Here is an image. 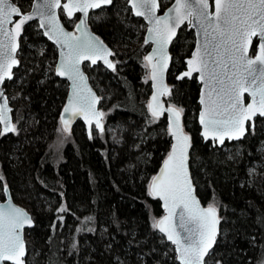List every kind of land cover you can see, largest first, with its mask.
<instances>
[{
  "label": "trees",
  "instance_id": "obj_1",
  "mask_svg": "<svg viewBox=\"0 0 264 264\" xmlns=\"http://www.w3.org/2000/svg\"><path fill=\"white\" fill-rule=\"evenodd\" d=\"M14 1L24 11L32 4ZM160 1L164 10L173 0ZM60 15L70 29L80 17L68 18L63 9ZM89 22L113 50L114 67L85 64L101 96L102 131L95 125L89 131L76 118L71 139L56 148L69 83L56 73L57 47L37 21L25 27L20 66L5 83L17 131L0 136V175L35 222L26 230V264H181L175 245L153 228V218L165 209L149 194V183L173 136L168 116L153 117L148 108L153 87L144 59L151 48L145 43L147 24L127 0L92 12ZM195 42L185 24L171 45V91L164 100L183 109L194 188L203 204L218 209V234L206 264H264V176L251 172L264 173V117H256L242 140L221 146L205 141L198 118L201 83L197 75L178 79ZM63 202L67 210L60 213Z\"/></svg>",
  "mask_w": 264,
  "mask_h": 264
},
{
  "label": "snow or ice",
  "instance_id": "obj_2",
  "mask_svg": "<svg viewBox=\"0 0 264 264\" xmlns=\"http://www.w3.org/2000/svg\"><path fill=\"white\" fill-rule=\"evenodd\" d=\"M112 2L113 0H68L62 5L61 0H39L31 14L23 15L20 8L10 0H0V85H3L5 78H12L11 68L19 63L14 54L19 48L18 38L23 26L34 17H39V26H47L48 29L44 34L49 39L55 37L62 48L66 46L68 49L67 52L61 50L62 59L56 68L58 75H67L73 80V96L64 108L69 118L61 117L64 130L68 131L72 117L83 114L88 119L91 113L95 118L96 128L102 131L100 117L104 113L94 109L100 98L95 97L86 85L81 88L77 83L78 80L85 79L79 64L81 58L89 59L95 64L94 56L103 58L101 54H113L104 48L98 38L73 37L71 33L64 32L56 22L55 12L51 10L62 7L69 17L74 11H80L86 17L89 8H100ZM127 2L131 4L135 15L154 20V26L148 29L152 34L150 38L158 45L153 50V55L159 56L157 64L153 65V81L158 79L157 68L166 60L165 48L181 23L188 20L189 24L198 27V36L202 33L203 43L198 42L195 53L187 61L188 71L178 79L191 78L195 72L203 83L200 100L203 108L199 116L203 137L223 144L225 137L229 140L244 137L248 130L246 122L254 130V118L257 115L264 117V0H214V12L209 11V0H176L173 7L161 17L154 15L159 7L158 0ZM14 13L20 16L16 21H13ZM10 24L13 27L9 28ZM83 24L85 20L81 19L76 27L79 29ZM85 36L87 37V33ZM253 37L259 40L254 58L249 55ZM153 55L144 59L151 62ZM105 63L114 67L108 60ZM245 93L251 97V102L247 105L243 99ZM163 94H170L167 88ZM0 98H4L2 89ZM152 100L156 102V106L149 103L148 108L153 117H158L165 109L161 108L157 95ZM9 111L7 99L4 98V103H0V124L4 125L0 136L17 131L16 126L9 123ZM166 111L170 114L168 131L176 142L160 173L152 178L149 194L159 196L164 201L168 215L154 221L153 228L164 233L167 240L176 245L175 250L181 264H206V257L213 249L218 234V209L215 204L202 208L194 195L188 171L190 137L184 134L180 122L183 109L171 107ZM2 181L3 177L0 176V182ZM2 190L7 192L6 184H3ZM59 211L63 212L65 209L62 207ZM26 224L30 226L32 220L22 209L10 205L5 210L0 206V264L5 261L24 264L23 257L26 253L21 231ZM178 229L183 230V236Z\"/></svg>",
  "mask_w": 264,
  "mask_h": 264
},
{
  "label": "water",
  "instance_id": "obj_3",
  "mask_svg": "<svg viewBox=\"0 0 264 264\" xmlns=\"http://www.w3.org/2000/svg\"><path fill=\"white\" fill-rule=\"evenodd\" d=\"M10 2H11L13 5H15L16 7L20 8V10H21V14H23V15H27V14H31V13L34 11V5H35L37 2H39V0H32L31 7H30V9L27 10V11H24V10H23V9H22V8H21V7H20V6L14 1V0H10ZM67 2H68V0H61V4H62V5H63L64 3H67ZM175 3H176V0H173V1H172V2H171V3H170V4H169L164 10H162V7H161V1L158 0L159 7L155 10V13H154L155 17H161V16H164V15L168 12V9H169V8H172L173 5H174ZM128 4H129V3H128ZM109 5H110V4H109ZM109 5H102L100 8H89V9H88V14H87L86 17H85L84 14H83L82 12H80V11H74V12H73V15H72L71 17H69V16L67 15V13L64 11L68 18H73L76 14H80V17H79L77 23L75 24V26H74L72 29L68 28V27L65 25L64 21L62 20V18H61L60 11H61V9H63L62 7H61V8H56V9H52L51 11H54V12H55V15H56V18H57V21H56V22H57V24L63 29L64 32H66V33H71L73 37H81V38L95 37V38H98V40H99L100 42H102L104 48H106L110 53L113 54V50H112V48H111V47H110V46H109V45H108V44L102 39V37H100L96 32L93 31V29L91 28L90 22H89V21H90V15H91L92 12H96V11H98L99 9H101L102 7L109 6ZM129 6L131 7L133 14L135 15V11L133 10L131 4H129ZM214 10H215L214 0H209V11H210V12H214ZM135 16H137V15H135ZM137 17H142V18L144 19V21L146 22V24H147V29H146V34H145V40L148 41L146 44H150V45H151V48H150L149 52L147 53V56H149V55H153V50H154L155 48H157L158 45L155 43V41H154L153 39L150 38L152 34L149 33L148 29L154 26V20H153V19H149V18H145V17H143V16H137ZM19 18H20L19 15L15 14V13L13 14V21L18 20ZM81 19H84V20H85V24L81 25V27L78 29L76 26H77V24L80 23ZM190 19H191V18H190ZM33 21H37L38 25H40V18H39V17H34L33 20L28 21V22L25 23V25L23 26L22 34H21V36L18 38L19 48L17 49V51H16V53H15L14 55H15V59H16L17 61H19V63H18L17 65H14V66L11 68L12 78L14 77V71H15V69L18 68V67L20 66V58H19V55H18V54H19V50H20V46H21V37H22V35H23V33H24L25 27H26L29 23L33 22ZM194 23H195V21L193 20V24H194ZM185 24H189V23H188V20H185L183 23H181V24L179 25L178 28L175 29V35L172 37L171 41L167 44V46H166V48H165V52H166V60L164 61V63L160 64L159 67L157 68L158 79H157L156 81H153L152 78H151V80H152L153 91H152V95H151V97H150V103H152L154 107L156 106V102L152 100V97H153L154 95H157V97H158V101H159V104H160L161 108H162V109H165V111H161V114H160V115H162V114H166V115L168 116V119H169V124H170V118H169L170 114H169V112L166 111V109L171 108V107H176V106H174V105L166 104V102H165V100H164V97H165L167 94H163L165 88L168 89V92L171 91V87H170V85H169V83H168V72H169V69H170V67H171V63H172V53H171L170 49H171V45H172L173 41H174V40L176 39V37L178 36L179 30H180ZM189 25H190L191 28H193V30H194V32H195V39H196V42H195L194 50H193L191 56L187 59V61H188L189 59H191L192 56H193V54L195 53L198 42L201 43V44L203 43V35H202V33L198 36V27H194L192 24H189ZM8 27L11 28V27H13V25L10 24V25H8ZM39 28L43 31V34L48 30V29H47V26H46L45 28H41V27L39 26ZM85 33H87V37L85 36ZM44 35H45V34H44ZM45 37H46L47 39H49L48 35H45ZM255 39H257V41H258L257 46H258V44H259V40H258V38L253 37L252 47H253V43H254V40H255ZM49 40H50L53 44L56 45L57 50H58V58H57V63H56V68H57V66L60 64L61 59H62V58H61V55H60L61 50L67 52L68 49H67L66 46H64V47L62 48V45H61V44H58V43L56 42V38H55V37H53L52 39H49ZM252 47L250 48L249 55H250L252 58H254V57H255V54H256V51H255V53L252 55V54H251ZM256 50H257V49H256ZM88 54L91 55V53H88ZM101 55H103V58H99L98 56H94V57H93V58L96 59V63H95V64H93L92 61L89 60V59H83V58H81V61H80V64H79V69H80V72L83 74V77H84L85 79H84L83 81H79V80H78L77 83L79 84V86H80L81 88H84V86L86 85L87 89H90V90H91V93H92L95 97H99V98H100L99 101H98L97 103H95V105H94V109H95L97 112H102V113H103V111H102L101 108H100L101 96L99 95V93L97 92V90H96V89L93 87V85L91 84V82H90V78H89V75H88L87 71L85 70V64H86V63H88L91 67H93V66H95L96 64H98L99 62H102L104 65H106L107 67H109L108 64L105 63V60H108L112 65H114V61H113V58H112L113 55H105V54H101ZM158 60H159V56H157V55H153V59H152V61H151V62L148 61L149 66H150V76H152L153 65L157 64ZM165 65H166V66H165ZM188 67H189V66H188V64H187L186 69L180 73L179 77H180L184 72L188 71ZM161 69H162V71H161ZM56 73H57V72H56ZM194 75H197V78H198V80H199L200 83H201V91H200V97H199V102H200V100H201V95H202V90L204 89V86H203V83L201 82V80L199 79V74L194 72V73L192 74V76H194ZM59 76H60V75H59ZM192 76H191V77H192ZM60 77L63 78V79H66V80L68 81V83H69L68 97H67V100H66V103H65V106H64V108H65V107L68 105L69 99L73 96V91H74V89H73V80L70 79L67 75H65V76H60ZM12 78H11V79H12ZM11 79H7V78H5L3 85H0V89H2V91H3V97L7 99V108L10 109V111L8 112L9 123H10V124H15V122H14V110H13V106H12L11 103H10V99H9V97H8V94L6 93V88H5V82H6L7 80H11ZM85 94H87V93H85ZM4 98H0V103H4ZM243 99H244V103H245V105H247L248 103L251 102V97H250V95H249L248 93H245V94H244V98H243ZM200 104H201V103H200ZM64 108H63V110H62L61 117L63 116L65 119H68V118H69V114L64 112ZM176 108H177V107H176ZM202 108H203V105L201 104L200 112L202 111ZM200 112H199V116H200ZM199 116H198V118H199ZM257 117H258V115H257ZM76 118H81V119L86 123V125H87L89 131H91L93 125H95V118H93V117L91 116V113H89V117H88V119H85V116H84L83 114H81V115H76V116L72 117V118H71V121H70V125L72 124V122H73ZM255 119H256V117L254 118V123H255ZM89 120H91V123H89ZM103 122H104V115H103L102 117H100V123H101V125H103ZM180 122H181V126H182V129H183L184 134L188 135L187 132H186V130H185V128H184V126H183L182 115H181ZM199 122H200V120H199ZM200 125H201V123H200ZM3 127H4V125L1 124V131L3 130ZM245 127H246V129H249V122H246ZM68 130H70V126H69V129H68ZM202 132H203V126L201 125V134H202ZM247 133H248V130L246 131V134H247ZM246 134H245V135H246ZM188 136H189V135H188ZM202 136H203V135H202ZM244 137H245V136H244ZM244 137H242V138L239 139V140H242ZM203 138H204V137H203ZM204 139H205V138H204ZM209 140H211L214 144H218V145H220V146H221V145H224L227 141H229V142L238 141V140H236V139H231V140H229L227 137H225V139H224V143H223V144H220L218 140L213 141L212 138H209V139H207V140L205 139V141H209ZM175 142H176V141H175V139H174V137H173V144H174ZM173 144H172V145H173ZM171 148H172V147H171ZM170 151H171V150H170ZM167 157H168V155H167ZM167 157L165 158V160L167 159ZM165 160H164V161H165ZM163 165H164V162H163L161 168L163 167ZM161 168H160V170H161ZM160 170H159L158 173H156L154 176H157V175L160 173ZM188 171H189V174H190V177H191L190 168H189V160H188ZM191 181H192V177H191ZM192 186H193V188H194L193 181H192ZM7 189H8L7 192H4V199H1V198H0V206H2L5 210H7V209L9 208L10 205H11V206H15V207H17V208H20V209H22L25 213H27V215H28V216L31 218V220H32V224H31L30 226L26 224V225L24 226V228L22 229V231H21L22 239H23V241H24V245H25V253H26L25 256L23 257V260H24V264H26V257H27V255H28V247H27V241H26V230L32 228V227L34 226L35 222H34V219H33V217H32V214L29 212V210H28L25 206L19 204L18 202H16V201L14 200V198H13L12 195H11V192H10V189H9L8 185H7ZM194 195H195L196 199L199 201V204H200V206H201L202 208H206V207L208 206V205L203 204V202L200 200V198L198 197V195H197V193H196L195 188H194ZM157 197H159V196H157ZM159 198H160V197H159ZM160 199H161V198H160ZM161 200H162V199H161ZM162 202H163V206H164V201L162 200ZM164 209H165V207H164ZM166 215H168V212H167V210L165 209V214H164V216H162L161 218L165 217ZM217 215H218V212H217ZM161 218H160V219H161ZM160 219H159V220H160ZM217 227H218V225H217ZM178 231H180L181 236L184 235L183 230H179V229H178ZM174 245H175V244H174ZM175 249H176V245H175ZM177 259H178V253H177ZM178 261L181 263V261H180L179 259H178ZM3 264H12V262H10V261H5V262H3Z\"/></svg>",
  "mask_w": 264,
  "mask_h": 264
},
{
  "label": "rangeland",
  "instance_id": "obj_4",
  "mask_svg": "<svg viewBox=\"0 0 264 264\" xmlns=\"http://www.w3.org/2000/svg\"><path fill=\"white\" fill-rule=\"evenodd\" d=\"M104 113V112H103ZM104 117H105V113H104ZM69 139H71V132H69V131H65L64 130V127H62V132H61V134L59 135V137H58V141H57V143H56V145H57V149L58 150H61L64 146H65V144L67 143V141L69 140ZM251 172H252V174H253V176L254 177H256V178H260V177H263L264 176V173H262L260 170H258V169H252L251 170ZM0 176H2L3 177V181H2V184H5V177L3 176V175H0ZM152 183V180L150 181V183H149V185ZM213 204H215V203H213ZM64 208L65 209V211L67 210V206H66V204H65V202H63L62 204H61V206H60V208ZM59 208V209H60ZM65 211H63V212H65ZM60 212V211H59ZM61 213V212H60ZM153 220L154 221H158L159 219L158 218H153Z\"/></svg>",
  "mask_w": 264,
  "mask_h": 264
},
{
  "label": "flooded vegetation",
  "instance_id": "obj_5",
  "mask_svg": "<svg viewBox=\"0 0 264 264\" xmlns=\"http://www.w3.org/2000/svg\"><path fill=\"white\" fill-rule=\"evenodd\" d=\"M252 54V53H251ZM253 55V54H252ZM6 83V82H5ZM2 186H3V184H1V182H0V198L1 199H4V191L2 190ZM1 192H3V197L1 196Z\"/></svg>",
  "mask_w": 264,
  "mask_h": 264
},
{
  "label": "bare ground",
  "instance_id": "obj_6",
  "mask_svg": "<svg viewBox=\"0 0 264 264\" xmlns=\"http://www.w3.org/2000/svg\"><path fill=\"white\" fill-rule=\"evenodd\" d=\"M7 93V92H6ZM9 189H10V187H9ZM10 192H11V189H10ZM11 195H12V192H11ZM13 197V196H12Z\"/></svg>",
  "mask_w": 264,
  "mask_h": 264
}]
</instances>
